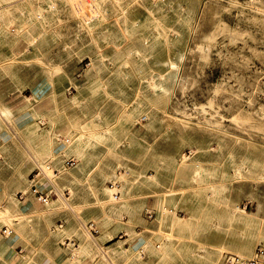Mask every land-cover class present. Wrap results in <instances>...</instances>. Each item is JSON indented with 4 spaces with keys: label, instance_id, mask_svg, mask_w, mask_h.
Returning <instances> with one entry per match:
<instances>
[{
    "label": "rangeland",
    "instance_id": "374dc122",
    "mask_svg": "<svg viewBox=\"0 0 264 264\" xmlns=\"http://www.w3.org/2000/svg\"><path fill=\"white\" fill-rule=\"evenodd\" d=\"M259 250L264 0H0V264Z\"/></svg>",
    "mask_w": 264,
    "mask_h": 264
},
{
    "label": "built area",
    "instance_id": "2783aa9c",
    "mask_svg": "<svg viewBox=\"0 0 264 264\" xmlns=\"http://www.w3.org/2000/svg\"><path fill=\"white\" fill-rule=\"evenodd\" d=\"M69 163L67 165H72V161H71V164H69ZM47 168H48V166H47ZM44 178H47L45 173H44V169L40 166L36 167L29 176V180H28L29 192L36 198V200L38 202H40L43 205H48L50 202L51 192H44L40 189V186L42 184L41 182ZM16 196H17V199L19 201H23L26 197V193L19 192L16 194ZM2 234L5 237H10L13 234V232L9 228L6 227V228H3ZM67 245H69V244H67ZM263 253L264 252L262 250H259L258 253L256 254L255 258L247 261L246 264H258V258L260 256H262ZM239 261H240V258H238V257L237 258L236 257H228L225 259L224 262H225V264H237Z\"/></svg>",
    "mask_w": 264,
    "mask_h": 264
},
{
    "label": "crops",
    "instance_id": "0c3cea01",
    "mask_svg": "<svg viewBox=\"0 0 264 264\" xmlns=\"http://www.w3.org/2000/svg\"><path fill=\"white\" fill-rule=\"evenodd\" d=\"M26 201H27V198L26 197H25V199L23 201H19L18 200V202L21 203V204H23V205L26 203ZM14 250H16V253L22 252V249H18V250L17 249H14Z\"/></svg>",
    "mask_w": 264,
    "mask_h": 264
},
{
    "label": "bare ground",
    "instance_id": "6f19581e",
    "mask_svg": "<svg viewBox=\"0 0 264 264\" xmlns=\"http://www.w3.org/2000/svg\"><path fill=\"white\" fill-rule=\"evenodd\" d=\"M4 163H5V162H4ZM248 217H249V216H248ZM254 219H255V218H254ZM7 220H8V219H7ZM45 224H46V223H45ZM47 227H48V226H47ZM240 251H241L242 253H244V250H243V249H241ZM238 263H239V262H238ZM238 263H237V264H238Z\"/></svg>",
    "mask_w": 264,
    "mask_h": 264
}]
</instances>
